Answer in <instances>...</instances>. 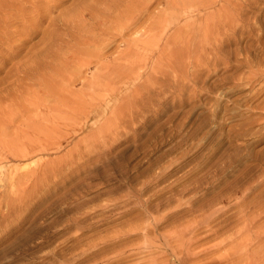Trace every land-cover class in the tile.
<instances>
[{"label":"rangeland","instance_id":"rangeland-1","mask_svg":"<svg viewBox=\"0 0 264 264\" xmlns=\"http://www.w3.org/2000/svg\"><path fill=\"white\" fill-rule=\"evenodd\" d=\"M1 152L0 264H259L264 0H0Z\"/></svg>","mask_w":264,"mask_h":264},{"label":"bare ground","instance_id":"bare-ground-1","mask_svg":"<svg viewBox=\"0 0 264 264\" xmlns=\"http://www.w3.org/2000/svg\"><path fill=\"white\" fill-rule=\"evenodd\" d=\"M180 35V34H179ZM178 35V36H179ZM177 38V36H176ZM181 38V37H180ZM175 39V38H174ZM179 40V39H178ZM173 41V40H172ZM177 41V40H176ZM183 41V40H182ZM174 42V41H173ZM152 44V43H151ZM131 52V51H130ZM129 52V53H130ZM130 55V54H129ZM131 57V56H129ZM18 136V135H17ZM13 137V136H12ZM14 141V140H13ZM31 141V140H30ZM32 143V142H31ZM10 144V143H9ZM22 144V143H21ZM45 144V143H44ZM3 145V144H2ZM24 145V144H23ZM28 145V144H27ZM30 145V143H29ZM3 147V146H2ZM10 147V146H9ZM27 148V147H26ZM17 149V148H15ZM25 149V148H24ZM34 149V147H33ZM30 150V149H29ZM18 151V150H17ZM28 151V150H27ZM30 152V151H29ZM12 153V152H10ZM4 152L0 153V164L3 163V159L2 157L4 156ZM12 155V154H11ZM5 158L7 156H4ZM21 158V157H20ZM19 158V159H20ZM9 162V161H8ZM20 169V168H19ZM41 169V168H40ZM46 170V169H44ZM20 171V170H19ZM18 171V172H19ZM47 172V171H46ZM51 172V171H50ZM22 173V172H21ZM38 170H36L34 172V175L37 176ZM19 174V173H18ZM17 174V175H18ZM11 175V174H10ZM16 175V176H17ZM34 176V177H35ZM8 177V176H7ZM41 177V176H40ZM47 177V176H46ZM4 178H6V174L0 176V180H3V187H4V191H2V198H0V242L2 241V239H4L3 237H11L12 234H14L17 229L22 226L24 228V225H26V222H28L30 225L26 227L25 232L26 233H31V231L33 230L34 232V225H35V221H37V219L40 220V216H33L34 218L30 220L29 215L31 214V212L33 211L32 207L30 206L31 202H29L30 200V196L32 195L30 193V189L29 186L26 185V179H28V181L30 180V176L27 173H22L21 175H18L17 178H14L13 180H5ZM39 178V177H38ZM37 178V179H38ZM42 178V177H41ZM40 178V179H41ZM44 179V178H43ZM37 181V180H36ZM39 182V181H38ZM43 182V180L41 181ZM40 182V183H41ZM30 183V182H29ZM44 183V182H43ZM34 185V184H33ZM39 184H37L38 186ZM1 186V184H0ZM36 186V184H35ZM2 187V186H1ZM0 187V188H1ZM50 187V186H49ZM36 188V187H35ZM41 188V187H40ZM37 189V188H36ZM39 189V188H38ZM37 189V190H38ZM35 190V189H34ZM0 193V194H1ZM30 193V194H29ZM48 193V192H47ZM46 196V195H45ZM44 196V197H45ZM38 197V196H37ZM35 198V197H32ZM44 200V199H43ZM43 202V201H42ZM6 213V209H7V213L3 214L1 213V210H4ZM33 213V212H32ZM35 213V212H34ZM44 216V213L42 214ZM32 216V215H31ZM29 217V218H28ZM22 218V219H20ZM42 219V218H41ZM30 220V221H29ZM37 227V226H36ZM37 230V229H35ZM38 231V230H37ZM32 232V233H33ZM21 233V232H20ZM24 233V232H23ZM40 233V232H38ZM35 234V233H34ZM37 234V232H36ZM41 234V233H40ZM39 234V235H40ZM264 234V233H263ZM17 235V234H16ZM38 235V234H37ZM28 235H25V237ZM35 236V235H34ZM29 237V236H28ZM254 237V236H253ZM259 237V236H258ZM15 238V235H14ZM27 238V237H26ZM260 238V237H259ZM32 239V238H31ZM34 239V238H33ZM35 240V239H34ZM26 241V240H25ZM20 243V241H18ZM27 242V241H26ZM29 243V242H28ZM250 243V242H249ZM248 243V244H249ZM263 242H261L262 244ZM23 244V243H21ZM30 244V243H29ZM255 244V243H254ZM16 245V244H15ZM25 245V244H24ZM240 245V244H239ZM248 247V245H246ZM255 246V245H254ZM259 246V245H258ZM13 243L10 245H8L7 247L0 249V255L1 254H7V252L9 253V251L13 248ZM22 247H24L22 245ZM239 247V246H238ZM257 247V245H256ZM237 248V247H236ZM259 248V247H258ZM14 249V248H13ZM250 249V248H249ZM261 249V248H260ZM264 250V248L262 249ZM246 251V250H245ZM250 253V250H248ZM262 252V251H261ZM258 253V252H257ZM260 253V252H259ZM251 254V253H250ZM243 256V255H242ZM264 256V254L262 255V257ZM245 257V256H244ZM259 257V256H258ZM237 258V257H236ZM242 258V257H241ZM264 258V257H263ZM236 260V259H235ZM244 262V261H243ZM238 263V262H237ZM241 263V262H240ZM259 264H264V260L262 259L260 261Z\"/></svg>","mask_w":264,"mask_h":264}]
</instances>
